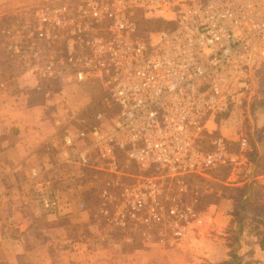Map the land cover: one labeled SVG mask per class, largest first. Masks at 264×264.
I'll return each instance as SVG.
<instances>
[{"label":"built area","instance_id":"obj_1","mask_svg":"<svg viewBox=\"0 0 264 264\" xmlns=\"http://www.w3.org/2000/svg\"><path fill=\"white\" fill-rule=\"evenodd\" d=\"M160 19L166 29H143ZM33 39V40H32ZM50 50L39 73L95 80L110 115L65 128L59 143L62 175L80 185L77 173L115 176L98 191L97 215L116 226L157 225L182 240L200 230L203 215L185 203L187 178L236 163L224 137L210 133L215 115L242 111L255 89L253 64L264 59V0H77L35 11L28 40ZM34 67V66H33ZM252 69V72H251ZM240 151L247 139L236 140ZM119 157L137 174L121 183ZM36 177L38 173L32 172ZM52 179L39 178L40 207L60 210ZM78 185V186H79ZM84 201L78 198L77 207ZM205 217V216H204Z\"/></svg>","mask_w":264,"mask_h":264},{"label":"rangeland","instance_id":"obj_2","mask_svg":"<svg viewBox=\"0 0 264 264\" xmlns=\"http://www.w3.org/2000/svg\"><path fill=\"white\" fill-rule=\"evenodd\" d=\"M11 1L13 2V0ZM76 1L22 0L20 9L7 11L0 18V67H5L2 70L6 71L7 66L13 71V75L30 68L39 72L40 66L46 60V54L50 48L43 41L38 40L36 41L39 49L38 56H33L30 52L28 40L32 36L35 26V11L45 5H55L63 2L74 3ZM251 68L256 70V74L252 73V76H255V82L258 79V86L254 89L250 99L249 109L239 112L232 110L222 115V118L218 119L216 124L223 131L230 133V136H225L230 139H224L229 143L230 152L236 154V163L208 170L203 175H190L187 178L188 186L185 203H190L196 212L203 215L204 224L200 230L204 226H209L208 223L211 222V218L204 216L206 214L211 215V213L212 216L214 215L213 205H215V210L216 206L220 207L221 215L216 218L220 223L226 220L222 218L225 212L233 214L237 209L242 210L241 215H244V217L240 227H243L248 232H245V235L236 236L234 233L227 235V240L230 239L228 244L231 247L227 252L230 254L227 259L229 264H237L239 261V263L247 262L249 264L251 250L246 252L245 249L247 247L243 248L242 251L239 250L243 245L241 243L243 240L251 242L262 241L264 243L263 57L261 56ZM40 75L41 86L36 92L40 94L41 99H54V105L57 106L60 113L71 117L69 120L70 127H81L89 124L97 111L110 115V108L106 106V101H104L102 87L97 81L75 82L66 75L62 76V78H46ZM50 110H53V108H50ZM216 131L218 133V130ZM236 134H238L237 137ZM240 134L247 139V146L242 151L236 145V140L240 137ZM213 135L215 136V134ZM210 136H202L198 139L199 142L197 144L203 149L208 148ZM255 146H257L259 151L257 153ZM123 161L119 157L121 174L117 175V179L121 183L129 182L131 175L138 172L133 164L125 165ZM250 163L254 169L252 167L249 169L248 165ZM77 174V181L80 183L84 193V206L80 210L84 214L72 215V217L67 219L64 217L57 218L52 221L32 214L31 218L25 219L29 229L24 236L27 244H31L30 241H32V244L38 243L45 247L46 240L50 238L58 244L64 245L67 242L69 244L75 243L76 245L79 241L82 242L81 245L84 248L79 254L74 252V258L79 256L88 261L100 257H109L112 264H128V261L131 263V261L136 259V255L141 254L142 256V252L149 247L148 258L153 262L181 264L187 258V255L183 254L185 251L180 249V241L173 239L170 232L164 231L157 225H151L149 228L121 227L105 221L97 215L98 191L102 187L104 180H113L116 178L115 176L104 175L90 170ZM243 190L246 191L244 198ZM26 192L28 194L27 189ZM36 194L31 196L36 197ZM16 195L18 196H15L16 199L19 198L21 202L24 201L22 192H18ZM240 201L244 202V204H239ZM39 207L38 202H33L31 209L22 210L38 211ZM235 220V215H232L230 221H227V226L228 224L237 225V223H234ZM49 224L55 225L56 231L53 234L45 230ZM195 231V229L192 232L189 230L187 234H192L193 232L195 234ZM210 233L215 234L213 231ZM234 237H236V243L233 242ZM239 243L241 244L239 245ZM32 255L42 261H45L44 259L50 256L52 259L51 263L57 264L62 262L63 259H67L66 251L62 253L61 251L47 250L45 248L32 250ZM201 264L209 263L202 261Z\"/></svg>","mask_w":264,"mask_h":264},{"label":"crops","instance_id":"obj_3","mask_svg":"<svg viewBox=\"0 0 264 264\" xmlns=\"http://www.w3.org/2000/svg\"><path fill=\"white\" fill-rule=\"evenodd\" d=\"M21 1L0 0V18L10 9H20ZM3 68L5 67H0V264H57L51 263L50 256L46 257L45 261L34 258L32 250L44 248L62 253L66 251L67 259H63L59 264H112L109 257H100L88 261L79 256L74 258V252L79 254L84 248L81 245L82 242L79 241L76 245L68 242L64 245L58 244L50 238L46 240L45 247H43L42 244H32V241H30L31 244H27V241L24 240V236L29 230L25 219L31 218L32 214L42 216L48 221L84 214L80 211L82 209L77 207L78 198L84 200L82 188L79 184L78 186L69 183L63 177L62 171H66L63 167L67 165L60 163L58 153L60 138L64 129L77 127L69 126L71 117L60 113L57 106L54 105L53 98L41 99L40 94L36 92L41 86L39 72L30 68L13 75V71L9 67L6 66V71L2 70ZM257 86L258 79L255 82V89ZM249 107L250 102L243 110H247ZM229 112L231 111L226 113ZM224 114L215 115L213 121L208 123L210 133L203 132L197 138L196 143L202 136L213 134L230 139L225 137L230 136V133L223 131L216 125L218 119H221ZM237 136L238 134H236ZM255 148L256 153L259 152L257 146ZM247 162L249 163V161ZM248 167L254 169L251 163ZM32 172L38 173L37 176H32ZM40 177L55 181L51 187L59 196L60 203V210L55 213L45 211L41 207L38 208V211L22 210L31 209L33 202L39 203V195L44 192L38 181ZM17 191L24 194L23 202L19 198L16 199ZM242 192L244 198L246 191L243 190ZM35 194L36 197L31 196ZM239 204L243 205L244 202L240 201ZM211 207L209 208L211 209ZM212 210L215 216H212V213L205 216L211 218L208 227L204 226L203 229L195 231V234L194 232L186 234L182 241L177 240L180 241V249L185 251L183 254L187 255L181 264H201L202 261L209 264H229L227 259L230 254L227 252L231 247L228 244L230 239L227 240V235L232 233L236 236L245 235V232H248L240 227L244 217L241 215L242 210L237 209L233 214L225 212L222 218L226 220L223 223L216 220L221 215L220 207L216 206L215 210V205H213ZM232 215H235L234 223L237 225L228 224L227 226V221H230ZM45 230L53 234L56 228L54 224H49ZM190 230L192 232L194 229ZM212 231L218 236L211 234ZM233 239V242L236 243V237ZM241 243L243 245L239 249L240 251L245 247H247L246 252L251 250L249 264H264V243L262 241L243 240ZM157 248L155 249L158 251ZM149 249L150 247L146 248L142 252V256L141 254L136 255V259L131 263L128 261V264H161L160 261L153 262L148 258ZM55 253L57 254V252Z\"/></svg>","mask_w":264,"mask_h":264},{"label":"trees","instance_id":"obj_4","mask_svg":"<svg viewBox=\"0 0 264 264\" xmlns=\"http://www.w3.org/2000/svg\"><path fill=\"white\" fill-rule=\"evenodd\" d=\"M142 26L143 29H149V30H153V29H166L169 27V23L162 21L160 19H150V20H145L142 22ZM240 262V261H239ZM237 263V264H248L247 262H241V263Z\"/></svg>","mask_w":264,"mask_h":264}]
</instances>
